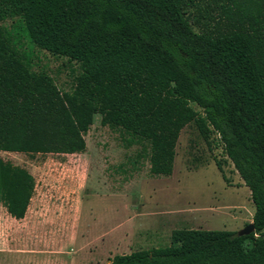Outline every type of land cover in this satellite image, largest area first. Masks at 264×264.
Returning a JSON list of instances; mask_svg holds the SVG:
<instances>
[{"label":"trees","instance_id":"16d2710c","mask_svg":"<svg viewBox=\"0 0 264 264\" xmlns=\"http://www.w3.org/2000/svg\"><path fill=\"white\" fill-rule=\"evenodd\" d=\"M25 41L79 64L71 91L35 70ZM97 116L149 147L153 176L172 174L187 125L218 134L255 206L251 235L176 231L171 246L111 264H264V0H0V152L83 153ZM35 189L0 157L12 218Z\"/></svg>","mask_w":264,"mask_h":264},{"label":"rangeland","instance_id":"374dc122","mask_svg":"<svg viewBox=\"0 0 264 264\" xmlns=\"http://www.w3.org/2000/svg\"><path fill=\"white\" fill-rule=\"evenodd\" d=\"M24 44L35 70L48 73L61 92L72 90L78 63ZM84 137L79 154L0 152L36 182L22 220L0 203V264H111L116 255L171 246L176 231L238 233L253 222L250 190L218 134L207 140L194 123L183 128L170 176H153L149 147L128 146L127 136L100 116Z\"/></svg>","mask_w":264,"mask_h":264},{"label":"water","instance_id":"95a60500","mask_svg":"<svg viewBox=\"0 0 264 264\" xmlns=\"http://www.w3.org/2000/svg\"><path fill=\"white\" fill-rule=\"evenodd\" d=\"M255 232V226L253 222L249 224L247 227H245L243 230L237 233V236L242 237V236H248L251 235Z\"/></svg>","mask_w":264,"mask_h":264},{"label":"crops","instance_id":"0c3cea01","mask_svg":"<svg viewBox=\"0 0 264 264\" xmlns=\"http://www.w3.org/2000/svg\"><path fill=\"white\" fill-rule=\"evenodd\" d=\"M113 195H114V194H113ZM125 208H126V211L129 213V216H128V218H127V219H128V220H127L128 223L125 224V226L129 224V227L126 228V229H129V228L132 226L131 223L133 222V220L131 219V217H132L131 215H133V213H132V209H131L132 206L129 205V204L127 203V205H126ZM131 213H132V214H131ZM128 237H129V236L126 235L125 239H128Z\"/></svg>","mask_w":264,"mask_h":264}]
</instances>
